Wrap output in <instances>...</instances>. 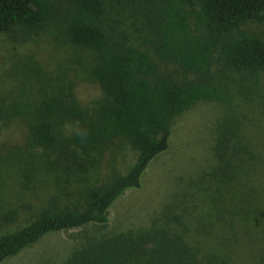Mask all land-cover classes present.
<instances>
[{
	"label": "trees",
	"instance_id": "obj_1",
	"mask_svg": "<svg viewBox=\"0 0 264 264\" xmlns=\"http://www.w3.org/2000/svg\"><path fill=\"white\" fill-rule=\"evenodd\" d=\"M264 23V0H0V33H37L56 26L71 46L93 52L89 67L102 99L89 112L64 93L43 97L28 125L30 143L69 171L78 151L122 141L134 152L130 167L90 186L72 204L49 196L35 217L0 232V264L52 232L81 242L62 264H198L180 234L181 216L168 206L162 224L140 232H103L108 210L125 191L139 189L152 160L169 144L172 120L197 103L212 101L213 163L193 180L224 224L251 225L264 237V192L257 175L264 155L250 131L252 111L264 109V39L245 26ZM146 34L155 58L180 76L159 70L156 60L131 43L129 27ZM75 124L68 135L57 124ZM31 209L23 202L0 212V230ZM158 223V222H157ZM98 234V235H95Z\"/></svg>",
	"mask_w": 264,
	"mask_h": 264
},
{
	"label": "rangeland",
	"instance_id": "obj_2",
	"mask_svg": "<svg viewBox=\"0 0 264 264\" xmlns=\"http://www.w3.org/2000/svg\"><path fill=\"white\" fill-rule=\"evenodd\" d=\"M137 27L139 31L129 27L131 43L148 52L161 72L180 76L175 66L155 58L146 34ZM245 28L264 39V23ZM94 55L68 44L56 26L37 33L20 28L0 33V212L23 202L31 206L0 232L32 220L49 196L67 204L80 201L90 186L124 173L133 162L134 152L122 141H114L79 150L81 165L66 171L55 167L53 157L29 141L28 125L43 97L64 93L89 112L98 107L102 93L89 75ZM220 113L217 103L205 101L172 120L167 149L147 167L139 189L127 190L113 202L103 232H140L154 220L161 225L163 210L172 206V212L182 218L174 231L194 251L198 264H264V237L251 225L228 226L214 219L211 204L192 187L193 180L213 163L214 128ZM251 115L253 142L264 155V109ZM57 127L64 135L76 129L72 123ZM256 177L264 192V167ZM85 230L76 241L70 235L79 229L46 234L1 264H62L92 235Z\"/></svg>",
	"mask_w": 264,
	"mask_h": 264
}]
</instances>
